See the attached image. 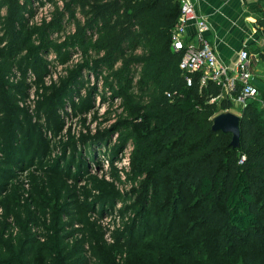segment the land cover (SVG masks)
<instances>
[{
  "label": "trees",
  "instance_id": "1",
  "mask_svg": "<svg viewBox=\"0 0 264 264\" xmlns=\"http://www.w3.org/2000/svg\"><path fill=\"white\" fill-rule=\"evenodd\" d=\"M179 11V0H0V116L9 112L13 125L16 95L24 89L21 81L9 83L15 68L26 72L51 52L62 61L80 56L44 102L56 106L91 74L120 100L117 150L132 146L129 175L138 184V225L127 247L137 257H170L168 264H264L262 109L251 101L240 111L237 148L231 133L212 130L213 117L230 105L224 98L211 102L221 85L180 68L182 53L171 48ZM258 24L264 35V18ZM21 227L18 237L4 239L0 264H38L39 248L25 254L27 223ZM54 227L51 258L40 264H65Z\"/></svg>",
  "mask_w": 264,
  "mask_h": 264
},
{
  "label": "rangeland",
  "instance_id": "2",
  "mask_svg": "<svg viewBox=\"0 0 264 264\" xmlns=\"http://www.w3.org/2000/svg\"><path fill=\"white\" fill-rule=\"evenodd\" d=\"M46 9L40 10L37 21ZM79 61L80 56L62 61L51 52L28 71L12 72L9 83L21 81L24 89L16 95L13 125L7 120L9 112L0 116V247L4 239L18 237L21 224L27 223L25 254L34 255L39 248L36 262L43 263L51 258L50 227L56 224L57 248L65 264H134L135 257L139 264H168L170 257L164 261L156 252L137 257L139 252L128 248L130 233L138 225V184H132L129 175L132 146L117 150L120 134L114 124L122 111L120 100L104 88L101 77L96 80L91 74L56 106L44 102ZM252 70L256 86L264 89V58L253 62ZM251 101L260 108L258 99ZM229 105L240 115L239 105ZM1 133H7L5 139ZM12 201L10 211L7 204Z\"/></svg>",
  "mask_w": 264,
  "mask_h": 264
},
{
  "label": "built area",
  "instance_id": "3",
  "mask_svg": "<svg viewBox=\"0 0 264 264\" xmlns=\"http://www.w3.org/2000/svg\"><path fill=\"white\" fill-rule=\"evenodd\" d=\"M179 2V17L171 32V48L182 53L180 68L187 72H201L202 82L209 79L222 86L221 94L212 98L211 102L224 98L231 106L239 105L242 110L248 102L258 99L264 115V99H259V89L255 84L252 70L253 59L248 50L239 51L233 70L222 64L214 47L204 36L208 26L204 18L196 12L193 2L191 0ZM192 22L196 27L194 33L196 42L192 41L191 35L187 32L188 25ZM225 111L231 110L227 107Z\"/></svg>",
  "mask_w": 264,
  "mask_h": 264
},
{
  "label": "crops",
  "instance_id": "4",
  "mask_svg": "<svg viewBox=\"0 0 264 264\" xmlns=\"http://www.w3.org/2000/svg\"><path fill=\"white\" fill-rule=\"evenodd\" d=\"M191 1L207 23L204 36L214 47L222 64L233 70L242 49L248 50L253 62L264 58V35L258 24L264 18V0ZM187 29L192 41L196 42L194 23H190Z\"/></svg>",
  "mask_w": 264,
  "mask_h": 264
},
{
  "label": "water",
  "instance_id": "5",
  "mask_svg": "<svg viewBox=\"0 0 264 264\" xmlns=\"http://www.w3.org/2000/svg\"><path fill=\"white\" fill-rule=\"evenodd\" d=\"M239 121V115L230 111H224L213 117L211 128L214 131L231 133L232 139L230 145L233 148H237L239 146Z\"/></svg>",
  "mask_w": 264,
  "mask_h": 264
}]
</instances>
